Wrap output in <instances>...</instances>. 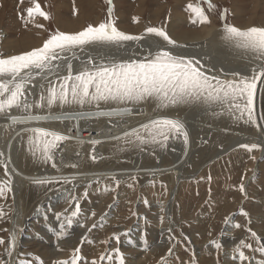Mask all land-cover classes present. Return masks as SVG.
Returning a JSON list of instances; mask_svg holds the SVG:
<instances>
[{"label":"rangeland","instance_id":"374dc122","mask_svg":"<svg viewBox=\"0 0 264 264\" xmlns=\"http://www.w3.org/2000/svg\"><path fill=\"white\" fill-rule=\"evenodd\" d=\"M39 2L46 11L51 13V19L48 21L40 17L36 19V23L44 24L47 31L37 28L33 23H29L25 27L24 21L20 19L21 11L30 6L31 0H23L22 3L21 0H0V33H3V37L1 36L0 39V53L12 55L39 46L47 38L48 33L57 28L61 31L75 32L88 24L95 25L107 19L108 4L106 0H39ZM187 3L188 0H112V18L116 26L126 33L140 35L146 27L164 26L173 39L181 42L191 40L196 42L208 41V38L216 30L221 32V35L224 21L220 19V12L225 8L228 9L227 19L229 23L241 28L253 25L264 26V0H213L216 10L209 13L211 23L205 25L190 22L189 14L185 11ZM133 17H138V21L134 22ZM151 36L153 37V35ZM219 39L218 42H223L221 37ZM152 43L154 41L140 43L138 47L141 49V46H143L148 47L143 48L144 50L149 49V45H152ZM132 48L136 49L137 44L131 45L127 42L123 47L100 46L91 51L87 49L77 50L76 55L80 59L73 60V65L79 64L81 61L83 63L88 56L95 57L97 60L102 57L117 60L129 57L135 58L136 55L130 53ZM220 49V51L213 54V57L217 54L214 58L221 60V63L210 64L202 56L199 55L198 57H201V60L203 59L202 62L206 66L210 64L208 67H214L216 70L225 69V73L237 72L236 70L242 69V66L252 67L232 47L230 49L228 47L226 50ZM222 63L226 66H220ZM38 97L39 89L36 90L34 96L29 98L32 100L38 99ZM263 101L264 95H262L261 100L262 113L264 112ZM107 104H111V102H101L100 105ZM196 105L198 106L196 107ZM196 105L194 110L190 109V114H186L189 113L190 104L178 105L179 107L174 106V108L168 109H157L153 100L138 104H127L130 109H142L143 112L138 111V115H142L138 118L140 122L146 117L165 112L175 114L179 118L182 116L180 118L183 120L182 122L188 123L185 127L190 131L189 141L187 145L181 142L177 156L185 159L186 154L192 152L191 162L185 164L183 171L178 175L180 179L173 186L175 193L171 194L172 187H169L168 182L171 177H167V175H165L167 179L159 176V178L150 179L151 181L146 185H141L143 180L141 176H135V180L131 179L134 176L126 177L124 180L119 179L122 181L118 187L114 181H106L107 184L105 185L109 186V191H104L105 185L103 183L93 188H87V196H84V189L86 188L78 186L79 189L75 188L70 192L68 191L69 193L64 194L65 196L57 198L56 202H51L47 206L44 205L46 209L43 216L38 214L41 217L33 218L27 222V225H24L23 230L17 234L19 251L17 255L14 254V264H18L19 259L22 258L32 259L26 256L21 257L20 253L39 255L44 264H53L56 260L67 259L71 254V249L80 243V241H77L79 232L82 235L87 233V238L81 246V254L88 261L93 257H98L99 253L105 249L119 247L121 252L124 253L125 264H158L162 256L166 257L167 264H192L193 260L196 261V264H240V261L233 257L236 255V245L241 239L253 244L254 248L258 247L257 242L248 232L249 228L261 238L260 243H264V156L262 158L258 157L260 148L249 152L238 147V145L235 150L224 156H218V153L221 154L222 150L230 146L234 137V135H231L232 132H243V135L238 136L239 140L242 139L245 143L249 142L250 144L252 140L248 139L246 135L252 134L257 129L250 124L243 123V121L235 120L234 123V119L232 120V117L227 113L212 115L208 119L203 115L209 114V108L198 103ZM76 106L66 105L63 108L73 109ZM86 106L91 105H84L83 107ZM144 106L146 107L145 111L143 110ZM63 108L54 105L52 110ZM179 108H182V111ZM109 120L115 129L123 124V126L126 125L124 118L114 117L109 118ZM259 137L256 139L257 141H259ZM172 140L170 144H167L168 151L171 148L169 146L177 143L176 139ZM202 140L203 142H201ZM120 146L124 147L125 150L120 151ZM108 148L109 150L115 148L119 155L115 153L116 156L93 161L101 162L103 159L101 168L103 171L106 168H114L115 166L117 168L128 166L132 161L135 164L142 163L143 167L151 165L147 160L150 150L144 151L146 154L145 156L142 155L143 158L141 156L143 153L138 148L114 143ZM168 157L167 154L162 162L163 165L173 161ZM88 160L92 159L89 158ZM35 162L31 165L29 171L36 173L41 170L54 169L51 162L48 164L41 161ZM137 166L140 167V165ZM90 168L86 171L88 172ZM77 170L75 172L72 170V173L82 174ZM94 171L93 169L92 172ZM83 174L85 173L83 172ZM185 174H189L190 177L185 176ZM50 177H53V175H50ZM31 183L29 182L24 187ZM241 183L245 187L243 193L239 190ZM129 185H132V187H129ZM44 188H47L50 192L46 191L47 189L44 191ZM50 188L49 185H42L36 190L33 188L25 191L27 198L24 200V206L29 210V213L43 199L45 194H52L55 197V195L67 189L62 185L61 188L54 186V191H51ZM71 196L79 198L82 214L68 229L69 235L58 241L55 233L59 230L60 220L56 214L63 213L65 209L70 211L74 208V204L71 207L69 205ZM145 199L148 201L147 204L144 203ZM0 205H3L4 210L8 213L7 219H0V237H4L6 241L5 245L0 246V253H3L4 247L7 246L11 228L12 211L10 209L12 204L9 193L5 198H0ZM163 206L165 209L163 208L164 211L162 212L161 208ZM166 206L169 208V215ZM241 208L248 213V216L240 213ZM93 211L96 213L94 217L91 215ZM161 216H164L163 223L160 220ZM226 217L232 222L229 230L226 229ZM93 223H96L97 227L92 228L89 232L88 229L91 228ZM236 223H239L241 227L235 228ZM81 224L86 227L82 228ZM162 226H167V228L161 230ZM168 228L172 229L171 233L167 231ZM114 232L121 234L118 244L114 238L108 244L102 243V241L111 237ZM170 236L173 237L171 240L169 239ZM162 239H165V241L161 242ZM213 240L221 244L220 249H216L215 245L211 243ZM57 244L60 245L63 251L57 250ZM157 245H160L159 249L156 248ZM194 246L197 251H194ZM169 247L173 249L171 255L167 254ZM244 251L246 255L251 256V260L245 262V264H264V253L253 252L251 248L244 249ZM3 258L8 259L7 256ZM34 264H36L35 261Z\"/></svg>","mask_w":264,"mask_h":264},{"label":"snow or ice","instance_id":"6c2138e0","mask_svg":"<svg viewBox=\"0 0 264 264\" xmlns=\"http://www.w3.org/2000/svg\"><path fill=\"white\" fill-rule=\"evenodd\" d=\"M23 0H21V3ZM108 4L107 19L98 24H88L79 31H61L58 28L50 31L47 38L39 46L29 50L20 51L12 55L0 53V115L11 121L6 124L7 129H15L20 125L16 136L22 140L26 136L27 152L42 163L51 162L53 168H57L56 153L61 150L62 144L73 137L63 134L58 130L42 126L52 121L79 120L83 116H70L61 113L54 115L52 108L59 105L63 108L66 105H95L99 107L101 102L115 103L117 105L138 104L147 100H153L157 109H168L178 105L198 103L213 110V115L227 113L236 121H243L250 124L264 133V125L257 120L256 98L258 84L262 85L261 92H264V26L238 27L228 22V9L220 12V19L224 21L222 26L221 39L234 48L242 59H246L252 65L249 75H242L240 72L225 73L221 68L216 70L208 67L195 54L182 51L187 45L180 44L169 35L164 26H149L140 35H133L121 31L115 24L113 17L112 0H106ZM216 10L213 0H188L185 11L189 14L192 24H210V12ZM75 13V9H74ZM37 17L48 21L51 13L42 7L39 0H31L30 6L23 9L20 19L24 26L29 23L35 24L37 28L44 29V24L36 23ZM138 17H133L137 22ZM146 35H154L160 41L149 45V50L144 56L129 57L127 59H109L88 56L79 68H75L73 60H79L77 50H83L92 46H117L123 47L127 42H139ZM39 89L38 99L30 100L36 90ZM128 107H116L107 113H96L95 115H107L109 117L130 113ZM13 112L18 114H13ZM43 112L44 114H40ZM264 121V113L259 116ZM35 125V126H28ZM23 133V136L21 135ZM183 139L188 144L189 134L184 123L178 118L168 116H157L148 119L136 127L122 130L121 135L112 136L111 139L118 145L138 148L141 151L165 148L172 139ZM82 143V141H81ZM93 155L91 159L97 160L95 145L101 143L99 140H92ZM9 147L11 144L9 142ZM238 147L249 152L260 148L261 143H242ZM120 151L125 150L120 147ZM5 153L0 151V166L4 169L5 179L0 180V198H5L7 193L13 191V180L9 171L8 163L4 159ZM10 160V157L8 158ZM76 168V164L70 165ZM76 179L72 176H55L33 178L32 183L36 185H52L56 183L69 184ZM135 180V177H131ZM118 187L121 181L112 176ZM93 181H88L92 186ZM100 183V178L95 180ZM132 187V185H129ZM108 185L104 191H109ZM239 190L245 192L244 184L241 183ZM88 195L87 188L84 196ZM147 204V199L144 200ZM70 211L65 209L63 213H57L60 220L59 230L55 235L57 240L66 238L77 218L82 214L79 198H69ZM11 210V209H10ZM163 212V207L161 208ZM240 213L248 216V213L240 209ZM94 217L95 211L91 213ZM135 215V213H133ZM8 213L4 206L0 205V219H7ZM103 219V217H101ZM161 223L164 216L160 217ZM229 222V218H225ZM13 229L9 232L7 246L3 253H0V264H14V253L17 244V231L15 221ZM86 227L84 224L80 225ZM97 227L96 223L88 229ZM235 228L241 225L236 223ZM8 231L7 229H2ZM171 233L172 229L167 230ZM251 237L257 242L258 247L241 239L236 245V255L240 264L251 260L244 249H253V252L264 253V243H260V237L255 231L248 229ZM87 238V233L79 237L80 243L73 249L67 259H59L53 264H125L124 253L119 247L105 249L98 257L88 261L81 254V246ZM117 244L121 239L120 233H112L111 237L102 241L108 244L111 239ZM173 237H169L171 240ZM216 249L221 244L215 240L211 241ZM6 244L4 237H0V246ZM57 250L63 251L57 244ZM147 247V245H146ZM173 249L169 247L167 254L171 255ZM21 257L32 259H19L18 264H44L39 255L34 253H20ZM7 256L8 259L3 257ZM158 264H167V259L162 256ZM192 264H196L193 260Z\"/></svg>","mask_w":264,"mask_h":264},{"label":"bare ground","instance_id":"6f19581e","mask_svg":"<svg viewBox=\"0 0 264 264\" xmlns=\"http://www.w3.org/2000/svg\"><path fill=\"white\" fill-rule=\"evenodd\" d=\"M210 32H211V30H210ZM220 33L221 32L216 30L208 38V41L205 40L203 42L202 41L196 42L194 40H191V41H187V42L178 41V43L187 45L186 48L182 49L183 52L189 53V54H195L197 56V58H199V59L201 58V57H198L200 55V56H202V58H204V60H207L210 64H213V63L221 61V60H219L217 58L216 59L214 58L215 56H217V54H215V56L213 57L214 53L220 51L221 50L220 48L226 50V48L229 47V49H230V47H231L229 44H227L224 41L223 42H218V40H220L219 38L222 35V34L220 35ZM2 35H3V33H0V39H1ZM158 40L160 41V38L155 37L154 35H153V37L151 35L150 36L146 35L142 41H139V42L130 41V42H128L131 45L137 44V48L136 49L132 48L130 50L131 55H136V56L137 55L138 56L145 55L149 49H145L144 50L143 48H148V47H143V46H141V49H140V47H138L140 45V43L150 42V41H154V43H156ZM154 43H152V44H154ZM95 47L98 48L100 46L86 47L85 49L91 51ZM233 50H235V49L233 48ZM80 53H82V52H80ZM220 53H222V52H220ZM219 57H220V55H219ZM79 59H80V57H79ZM80 63L79 64L78 63L75 64L74 67L75 68H79L80 67ZM210 64H207V66L210 65ZM226 64H227V61H226ZM226 64L222 63V64H220V66H226ZM238 65H241V64H238ZM235 69H237V68H235ZM250 69H251V67L242 66V69H239V70H236V71L240 72L242 75H249L250 74ZM261 87H262V85L258 84V91H257V98H256V110H257V120H258V122L261 123L262 125H264V121H260L259 120V116L262 113V102H261V100H262V95H264V92L260 91ZM196 104L197 103H190V108L188 110L189 113H186V114H190L191 113L190 109L194 110ZM118 106L119 107H128L127 105H117L115 103H111V104L102 105V106L100 105L99 107L92 106V105L91 106H86V107H81V106L77 105L73 109L63 108V109H60V110H52L54 115H59L61 113H64V114H68L70 116H83L84 118H81L79 120H71V119H69V120H65V121H62V122L61 121H52V122H49V123H46V124L42 125V126L54 129V130H58V131L62 132L63 134L71 136L73 138L70 139V140L65 141L62 144V146H61V150L56 153V162L58 163L57 164V168H54L52 170H41V171H38L36 173L31 172L29 170H31L30 169L31 165L36 163L35 161H39V160L38 159H34L27 152L26 136L24 137L23 140L20 137L16 136V132H19L20 128L22 126H20V125L15 126L14 130L7 129L5 127V125L11 123V121L6 119V118H4L2 115L0 116V151H3L5 153L4 159L8 163L9 171L11 172L12 180H13V191L9 193L11 195V204H12L11 205V211H12L11 214H12V216H11V228H10V231L14 227L13 221H15V227L18 229L17 234L20 233L23 230L24 225H27V222L29 220H31L33 218L37 219V218L43 216V213H44V211L46 209L47 204H50L51 202H56L57 198L62 197L68 191L70 192L71 190H74L75 188L79 189L80 187H78V186H82L84 188H93V187H96L98 185H102L103 183H104L103 185H105V184H107L105 182L106 181L109 182L111 180L112 176H115L118 179H122V180H124L126 177L130 178L131 176H134V177L135 176L136 177L141 176L143 178L142 181L140 180L141 183H142L141 185H146V183L151 181L150 179H155L158 176L160 178H163V177H166L165 175H167V177L170 176L172 178V181H171V178H169V181H168L169 182V187H172L171 190H170L171 194L175 193L173 191V188H174L173 186L177 183V180L180 179L179 178L180 176H178V175L181 174V172L183 171L182 169L185 167V164H188V162H191V156H192L191 150H190L191 153L186 154V156L184 155L185 159H182L181 157L177 156L178 149L180 148V146L182 144L181 142H183L182 138L181 139H176L177 143L169 146V147H171L169 151L167 150L168 148H166V147L165 148L157 147L154 150L149 149L150 151L148 150L149 152H148L147 160H149V163L151 164L150 166L146 165L145 167H143L142 163H136L135 164V162L132 161L133 163L131 162V164L128 165V166L121 167V168H117L115 166L114 168H106L103 171L101 169L102 166H103L102 165V163H103L102 160L103 159L101 160V162H93V160H90V161L88 160L93 155V145L91 143L92 140L101 141V143L95 145V155L98 157L97 160H99L101 158H105V157L108 158V157L114 156V155L116 156L118 154L116 152V149L114 148L113 150L112 149L109 150L108 147L112 143L117 144V142L112 140L111 137L112 136L121 135V131L122 130H128L130 127H136L139 124L144 123L145 121L147 122L148 119L156 118L157 116H161V115L168 116V117H171V118H178V119H180L182 117L181 116L179 118V117H176L175 114H167V113L164 112V113L159 114V115H153L151 117H146L145 119H142L143 120L142 122H140L138 120V118H140L142 115L139 116L138 115V111H142V109H139V108L138 109L131 108L132 111L129 114H124L122 117L120 115H114V116H111V117H109L107 115H95L96 113H107L108 111H110V109L116 108ZM145 106H146V104H145ZM145 106L143 107L144 111L146 110ZM197 106L198 105H196V107ZM203 106H205V105H203ZM201 107H202V105H201ZM180 110H179V112H180ZM211 111H212V109H209V114L208 115L205 114V115H203V117H206V118L209 119L210 116L213 115V112H211ZM173 113H175V112H173ZM13 114H18V113L13 112ZM40 114H44V113L41 112ZM114 117H118L120 119L124 118L126 120V125L123 126L124 125L123 124L122 125L123 127L121 126V127L117 128V129H115L114 127H112L111 121L109 120V118H114ZM180 120L183 121L182 119H180ZM232 120H233V118H232ZM112 122H114V121H112ZM115 123H117V122H115ZM185 123H186L185 126H187L188 123L184 122V124ZM234 123H235V120H234ZM28 126H35V125H28ZM187 131H188V134H189L190 131L189 130H187ZM215 131H217V130H215ZM7 132H9V133L7 134ZM77 134H78V136H77ZM243 134H244L243 132L242 133H239V132L238 133H234V132H232L231 135H234V137L232 138L233 139L232 143L226 149L222 150L221 154L219 152L218 156H224V155H226L228 153H231L233 150H235L237 145L245 143L242 139L239 140V138H238V136L240 137ZM21 135L23 136V133ZM236 137H237V139H236ZM242 137H244V136H242ZM246 137L248 139L250 138L252 140V143L253 142L261 143L260 154H259L258 157L262 158V156H264V133H262L260 130L257 129L252 134L246 135ZM258 137H259V141L256 140ZM81 141H82V143H81ZM9 142L11 144V147L8 146ZM201 142H203V140ZM168 143L170 144L171 140ZM184 148H186V147H184ZM182 150H184V149H182ZM145 152H147V151H145ZM145 152L142 151L143 154H141V156L142 155L145 156V154H146ZM115 153H117V154H115ZM139 153H141V152H139ZM167 154L169 155L168 158H171V160H173V161L170 162L167 165H163L162 162H163V160H165ZM180 154H182V153H180ZM9 157H10V160L8 159ZM214 158H216V156H214ZM104 160H106V159H104ZM172 163H173V165H171ZM72 164H76L77 167L76 168L71 167L70 165H72ZM117 165H120V164H117ZM137 165H140V167L137 166ZM89 168H90V170L87 172L86 170L89 169ZM93 169L95 170L94 172H92ZM72 170H73V172H75V170H77V172H82V174H79V175L75 174V173L73 174ZM106 170H108V171H106ZM83 172L85 174H83ZM50 175L51 176L53 175V177H55L54 175H56V176H61V175L62 176H72V175H75L76 179L72 183H69V184L56 183V184L49 185V186H51V188H50L51 191H54V186L56 188L58 186H59V188H61V185L64 186L65 188H67L68 186H70V187L65 189L63 192L55 195V197L52 196V194H48V193L45 194L47 196L44 195L43 199L40 202H38L35 207L33 206L34 208H33V210L30 211V213H31L30 214L29 210H27V208H25V206H24L25 205L24 200L27 198L26 195H25V193H26L25 191L32 190L33 188L36 190L41 185H36V184L31 183L30 185H28L26 187H24V186L26 184H28L29 182H31L33 178L50 177ZM185 176L190 177L189 174H187V175L185 174ZM167 177H166V179H167ZM182 177L183 176L181 175V178ZM5 178L6 177L4 175V169H3L2 166H0V180H3ZM97 178H100V183H98V184L95 183V180ZM250 178H251V176H250ZM89 180L93 181L91 187L88 186V181ZM47 188H44V191ZM46 191L50 192L48 189ZM77 191H79V190H77ZM84 191H85V189H84ZM32 194H34V193H32ZM38 194L36 195V197L38 196ZM35 198H33V199H35ZM30 200H31V198H30ZM167 204H164V205H167ZM44 205H46V206H44ZM163 208L165 209L164 206H163ZM166 209H167V214L169 215V212H168L169 208L167 206H166ZM38 214L39 215L41 214V216H38ZM165 223H166V221H165ZM231 226H232V222L229 219V222L226 223V229L229 230ZM166 228H167V226L166 227L162 226L161 230H164ZM81 235L82 234L79 232V235L77 237V241H79V237ZM166 239H168V238H166ZM164 241H165V239L161 240V242H164ZM18 243L19 242L17 241L16 250H15V253H14L15 255H17L18 251H19ZM163 246H164V244H163ZM159 247H160V245L156 246L157 249H159ZM194 247H193L194 251L195 250L197 251V248L196 247L194 248Z\"/></svg>","mask_w":264,"mask_h":264}]
</instances>
